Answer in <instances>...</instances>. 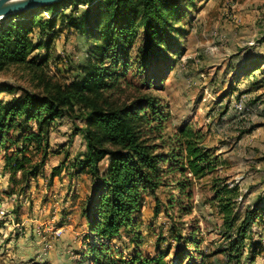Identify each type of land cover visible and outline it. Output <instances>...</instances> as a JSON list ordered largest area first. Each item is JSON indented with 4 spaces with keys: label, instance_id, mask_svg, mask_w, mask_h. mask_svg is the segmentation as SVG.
Listing matches in <instances>:
<instances>
[{
    "label": "rangeland",
    "instance_id": "1",
    "mask_svg": "<svg viewBox=\"0 0 264 264\" xmlns=\"http://www.w3.org/2000/svg\"><path fill=\"white\" fill-rule=\"evenodd\" d=\"M175 1L164 51L151 67L157 72L153 85L142 81L147 65H139L144 37L138 26L130 41V66L102 95L115 105L133 97L156 98L168 117L162 138L153 143L166 151V136L189 124L199 130L200 145L216 168L199 177L186 173L189 200L174 188L178 174L161 176L156 187L143 193L135 214V242L123 230L110 244L124 258L137 245L141 255L166 264H264V65L252 75L240 74L252 56L264 55V0ZM87 9L67 4L62 13L78 16ZM38 16L43 21L50 17L48 12ZM30 38L36 48L28 57H45L38 78L13 65L0 72V81L43 96L81 77L91 40L81 29L57 17L51 29L43 22L34 27ZM253 78L259 82L251 84ZM84 113L72 103V110L50 123L44 153L27 147L25 155L38 163L34 176L16 173L11 178L0 157V264H90L82 255L90 234L80 212L96 181L78 172L85 153ZM28 129L34 130V124L9 135L14 140ZM106 164V159L98 163L100 173ZM218 195L223 202L230 200V225L224 222ZM245 211L254 215L251 232L232 257L231 242Z\"/></svg>",
    "mask_w": 264,
    "mask_h": 264
},
{
    "label": "trees",
    "instance_id": "2",
    "mask_svg": "<svg viewBox=\"0 0 264 264\" xmlns=\"http://www.w3.org/2000/svg\"><path fill=\"white\" fill-rule=\"evenodd\" d=\"M67 4L88 9L78 16L65 15L62 11ZM176 5L175 0H61L6 16L0 21V72L8 66L21 65L38 78V68L45 57L35 61L28 55L36 48L30 38L32 29H38L41 22L51 29L55 19L61 17L91 39L81 77L65 88L54 86L52 92L38 96L22 88L16 89L8 81H0V95H12L8 100L0 97V157L3 169L11 178L16 173L22 178L34 176L38 163H31L30 157L25 155L27 147L44 153L50 123L66 110H72V103L85 109L82 116L86 124L83 130L85 153L78 172L89 174L96 181L80 212L90 234L82 255L90 264H166L159 257L141 255L137 245L129 257L124 258L122 251L110 241L123 230L136 235L135 214L142 205L143 193L156 187L161 176L178 174L180 178L174 188L189 200L191 184L186 173L199 177L216 168L208 150L200 145L199 130L189 124H181L166 136V151L160 150V144L153 143L154 139L162 138L163 123L168 117L165 106L156 98L133 97L127 103L115 105L108 102L107 95H102L114 88L130 66V41L138 26L144 37L139 65H147V71L142 70L145 75L142 81L147 86L153 85L151 81L157 72L151 67L164 51L165 34L170 31L169 18ZM40 12H48L50 17L43 21L38 16ZM260 64L264 65V55H254L240 74L252 75ZM258 80L253 78L251 84ZM29 123H33L35 129L17 135L14 140L19 144L15 145L9 131ZM103 159L107 164L100 173L98 163ZM217 199L224 222L232 224L230 200L223 202L220 195ZM253 219L251 212H244L235 229L230 256L240 253L251 232Z\"/></svg>",
    "mask_w": 264,
    "mask_h": 264
},
{
    "label": "water",
    "instance_id": "3",
    "mask_svg": "<svg viewBox=\"0 0 264 264\" xmlns=\"http://www.w3.org/2000/svg\"><path fill=\"white\" fill-rule=\"evenodd\" d=\"M59 1L61 0H0V17L4 18L15 13Z\"/></svg>",
    "mask_w": 264,
    "mask_h": 264
},
{
    "label": "clouds",
    "instance_id": "4",
    "mask_svg": "<svg viewBox=\"0 0 264 264\" xmlns=\"http://www.w3.org/2000/svg\"><path fill=\"white\" fill-rule=\"evenodd\" d=\"M0 19H2V17H0Z\"/></svg>",
    "mask_w": 264,
    "mask_h": 264
}]
</instances>
